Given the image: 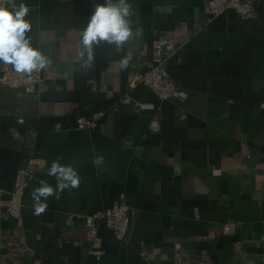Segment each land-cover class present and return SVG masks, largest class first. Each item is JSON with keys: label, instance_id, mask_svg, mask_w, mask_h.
I'll list each match as a JSON object with an SVG mask.
<instances>
[{"label": "crops", "instance_id": "1", "mask_svg": "<svg viewBox=\"0 0 264 264\" xmlns=\"http://www.w3.org/2000/svg\"><path fill=\"white\" fill-rule=\"evenodd\" d=\"M104 2L14 0L28 7L26 35L49 63L35 92L0 83V264H264V0H253L255 16L228 9L212 20L205 0H128L133 32L142 35L120 51L93 45L89 67L81 34L94 4ZM165 36L178 46L167 69L184 100L130 85ZM126 95L159 109L140 111ZM99 112L94 127L76 126ZM33 158L40 164L19 225L7 201ZM57 158L77 170L80 186L49 198L35 216L30 193L41 179L55 187L46 172ZM122 194L132 211L128 240L105 220L91 239L86 216ZM229 222L234 234L223 232ZM94 247L103 248L100 259Z\"/></svg>", "mask_w": 264, "mask_h": 264}, {"label": "built area", "instance_id": "2", "mask_svg": "<svg viewBox=\"0 0 264 264\" xmlns=\"http://www.w3.org/2000/svg\"><path fill=\"white\" fill-rule=\"evenodd\" d=\"M207 10L209 13V20L219 16L228 9H235L242 17L255 16L257 13L254 9L253 0H205ZM6 7H9L10 0H3ZM178 50L175 41L168 37H162L153 47V60L149 63L148 67H137L132 75L130 85L136 86L144 84L152 89L160 99H180L184 100L188 97V93L181 89L176 82L175 78L170 74L167 69L168 59L174 55ZM43 76L41 69L29 74L17 73L14 71L12 65H4L0 72V83L5 87L10 88H23L27 92L37 91L43 83ZM124 102L132 104L140 111L158 110L157 105L150 101H141L134 99L130 95L123 98ZM103 112L96 113L92 119L86 117H79L76 119V126L78 128L94 127L97 120ZM62 126L60 123L56 125L57 129ZM15 137H19V133H14ZM99 157L97 161H102ZM39 161L31 159L26 166L18 170L15 187L11 193L10 199L7 201V214L14 217L19 225L23 223V199L24 194L33 180L39 168ZM1 193V191H0ZM101 220H105L113 230L115 236L119 240L126 241L129 238L132 226V211L127 203L125 195H120L114 202L113 206L105 210L95 211L86 216V229L91 239H95L98 234V227ZM225 234H234V223H225L223 226ZM205 240L211 238L210 235L204 236ZM10 245L14 241L9 242ZM175 248L177 251H182V243L176 242ZM233 248L237 252H242L243 244L237 240L233 244ZM92 254L100 259L104 254L103 248L94 247L91 250Z\"/></svg>", "mask_w": 264, "mask_h": 264}, {"label": "clouds", "instance_id": "3", "mask_svg": "<svg viewBox=\"0 0 264 264\" xmlns=\"http://www.w3.org/2000/svg\"><path fill=\"white\" fill-rule=\"evenodd\" d=\"M12 6H5L0 0V62L12 65L14 71L22 74H31L43 69L49 61L40 50L32 47L30 38L26 33L31 31V23L25 19L28 7L21 3L17 6L10 0ZM135 15L132 4L128 0H105L104 3L94 4L91 16L88 18L86 28L81 34V43L88 51L87 66H91L93 45L101 42L115 44L120 51L133 35L141 36L142 28L133 32V22L130 19ZM131 54L125 56L120 62L121 70L127 69ZM46 175L55 177V187L46 180H39V187L33 188L30 193L33 203V214L40 216L48 208L49 198L59 200L66 189H78L81 177L71 165L60 163V158L51 162Z\"/></svg>", "mask_w": 264, "mask_h": 264}]
</instances>
